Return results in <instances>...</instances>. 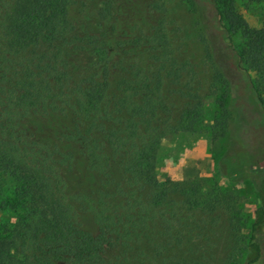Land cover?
<instances>
[{"label":"trees","instance_id":"16d2710c","mask_svg":"<svg viewBox=\"0 0 264 264\" xmlns=\"http://www.w3.org/2000/svg\"><path fill=\"white\" fill-rule=\"evenodd\" d=\"M188 1L217 32L246 82L242 99L264 120V25L252 27L241 6L264 0ZM96 6L104 24L118 0ZM90 7V0H0V211L23 223L0 235V264H179L181 256L167 253L184 246L190 216L221 203L199 182L147 172L163 138L197 130L203 103L173 117L153 85L157 74L114 82L105 33L81 35ZM78 39L95 59L91 72L75 67ZM81 158L97 185L70 196L63 170ZM258 199L240 264H264V175ZM74 200L93 215L96 232L81 227Z\"/></svg>","mask_w":264,"mask_h":264},{"label":"rangeland","instance_id":"374dc122","mask_svg":"<svg viewBox=\"0 0 264 264\" xmlns=\"http://www.w3.org/2000/svg\"><path fill=\"white\" fill-rule=\"evenodd\" d=\"M90 2L81 35L105 33L114 55V82L131 79L133 72L157 74L153 85L164 90L173 117L189 102L203 103L197 130L163 138L156 159L147 165L160 181L199 182L205 197L221 200L216 210L205 207L190 216L184 246L169 247L168 257L181 256L179 264H240L264 175V120L257 105L242 99L246 82L231 54L188 0H118L115 17L104 24L96 15L100 0ZM241 6L252 27L264 25L262 5ZM80 40L75 67L91 72L95 59L81 49ZM85 165L82 158L74 170L65 165L68 195L90 194L97 185L98 177ZM6 190L10 196L12 185ZM74 202L81 227L96 232L93 215ZM22 226L15 215L0 211V235L15 234ZM110 258L117 260L114 253Z\"/></svg>","mask_w":264,"mask_h":264}]
</instances>
